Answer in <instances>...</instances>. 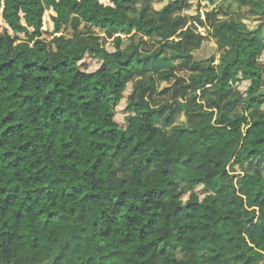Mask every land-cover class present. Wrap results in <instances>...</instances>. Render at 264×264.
I'll list each match as a JSON object with an SVG mask.
<instances>
[{
  "label": "trees",
  "instance_id": "obj_1",
  "mask_svg": "<svg viewBox=\"0 0 264 264\" xmlns=\"http://www.w3.org/2000/svg\"><path fill=\"white\" fill-rule=\"evenodd\" d=\"M152 3L0 0V264H264V65L259 63L264 22L253 29L224 23L215 34L232 30L231 50L218 66L214 57L202 61L206 68L187 82L175 67L158 75L163 82H184L176 88L182 98L215 78L219 102L236 92L234 83L247 82L242 112L226 123L229 102L218 123H197L179 104L153 107L146 96L156 90L157 80L150 74L126 101V112L141 126L134 132L116 119L130 77L149 74V61L169 68L167 49L177 51L174 60L199 64L180 45L168 43L175 33L165 26L166 17L183 0L169 3L158 17L149 16ZM48 8L56 12L58 27L73 17L75 27L83 21L116 33L136 31L161 38L160 50L142 58L130 39L131 52L123 58L120 36L116 51L108 53L59 35L54 43L60 59L50 64L41 39ZM187 18L203 24L201 15ZM23 40L33 46L16 51ZM102 53L115 58L114 67L104 63L89 71L84 60ZM235 96L233 103L240 99ZM262 107L263 116L247 117ZM177 112L186 123L174 126ZM160 122L172 126L171 134ZM111 154L137 161L130 180H112ZM153 166L160 169L156 181L146 172ZM177 182L204 186L215 197L187 206L171 202ZM185 213L191 221L184 220ZM81 226L88 237L85 254L73 241ZM170 246L186 257L168 252Z\"/></svg>",
  "mask_w": 264,
  "mask_h": 264
},
{
  "label": "rangeland",
  "instance_id": "obj_2",
  "mask_svg": "<svg viewBox=\"0 0 264 264\" xmlns=\"http://www.w3.org/2000/svg\"><path fill=\"white\" fill-rule=\"evenodd\" d=\"M175 0H153L152 10L149 16L158 17L156 13L164 9L169 3H173ZM257 3H239L235 0H183L182 7H174L170 13H168L165 21V26L169 31H174L175 41L168 42L172 45H180V49L183 54L191 55L195 61L199 64L187 63L184 61L174 60L173 57L176 55L175 49H167L165 56L172 59L171 66L168 68L163 66L161 63L158 64L154 61L146 63L149 67V74L139 76L133 74L128 80L126 89L124 91V100L116 110V119L121 125L129 124L131 131L141 132V126L138 125L136 118L137 116L133 112H126V101L128 95L131 93L133 86L138 87L139 82L146 83L149 75H153L157 80L156 90L149 93L146 96V100L149 101L153 107L160 106L164 103H176L182 107L190 109V117L194 122L197 123H218L220 116L223 112L224 105L231 102L224 112H226V120L231 118L234 114L242 112L243 96L241 93L245 92L248 83L245 82L240 85L239 82L233 84L236 92L224 97L222 101H218L215 91L219 86V81L215 78H211L204 84L203 88L197 91L189 92L185 98L181 97L180 92L176 89L180 84L184 82H175L173 79H169L168 82H163L158 79V75L163 69L170 70L175 67V73L179 77H183L187 82L191 74H196L203 71L206 65L202 61L215 58V65L221 64V59L226 52L231 50L233 31L224 29L217 31L224 23L228 22H242L251 29L256 28L260 23L264 22V0H256ZM201 15L203 24H199L196 21L187 18ZM57 14L53 8H48L43 17V28H42V40L45 42L50 54L49 63L53 64L60 59V53L58 46L54 43L55 37L64 35L71 39L75 45L89 43L94 48L100 46L105 48L108 53H114L116 51V38L118 36L122 39V54L123 58L128 56L131 52V48L128 46L130 39L138 46L140 56L142 58L155 55L159 52L162 43L161 38L156 36L147 37L136 31H119L118 33L101 30L80 21L77 27L73 25V17L70 18L68 23L61 24L59 27L56 26L54 17ZM180 17L182 20L179 24H174L175 19ZM129 39V41H128ZM27 40L18 41L15 44V50L26 49L33 46V43L26 42ZM115 58L106 57L105 53H102L98 58L87 57L84 60V64L89 71H95L100 68L104 63L109 65L111 68L114 67ZM259 63L264 65V54L260 58ZM241 77V73H238ZM227 75L224 73L222 79H227ZM221 82V81H220ZM238 85H240L239 88ZM264 86V84H263ZM166 87H170V91L164 94H159L160 91ZM232 95L240 97L239 102H232ZM235 96V97H236ZM263 116V107L260 110L250 111L247 113V117L256 118ZM128 122V123H127ZM248 122V119L245 123ZM186 123V116L184 113L177 112L174 115L173 125H180ZM164 131L171 134V128L165 127L162 122L158 124ZM110 163L113 167L112 180L115 183L121 181L130 180L132 177L133 168L137 165V161L130 159L126 154L114 155L111 154L109 157ZM160 169L158 166H153L147 169V176L150 181H156ZM239 192L242 193L244 188L243 185L238 181L237 183ZM215 197L213 192L204 187L197 186L194 188L188 187L185 183L177 182L171 188V194L168 200L178 201L183 206H187L189 203H205L209 202ZM184 220L186 222L191 221L190 215L184 214ZM73 239L76 245L82 247V252L85 254L87 251L88 243L86 240L87 231L81 226ZM86 248V249H85ZM166 250L170 253L175 254L179 259H184L186 255L170 246ZM89 254V251H88ZM204 258H206L205 251L202 252ZM87 257V256H86Z\"/></svg>",
  "mask_w": 264,
  "mask_h": 264
}]
</instances>
